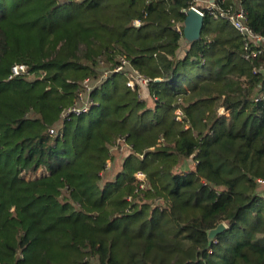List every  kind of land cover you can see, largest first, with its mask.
I'll list each match as a JSON object with an SVG mask.
<instances>
[{
    "label": "trees",
    "instance_id": "obj_1",
    "mask_svg": "<svg viewBox=\"0 0 264 264\" xmlns=\"http://www.w3.org/2000/svg\"><path fill=\"white\" fill-rule=\"evenodd\" d=\"M242 5L264 37V0ZM184 10L0 0V264H264V52L245 59L241 35L208 13L187 42ZM20 64L30 75L12 78ZM135 73L153 107L128 86ZM87 79L93 105L64 121ZM118 140L129 147L115 159Z\"/></svg>",
    "mask_w": 264,
    "mask_h": 264
},
{
    "label": "built area",
    "instance_id": "obj_2",
    "mask_svg": "<svg viewBox=\"0 0 264 264\" xmlns=\"http://www.w3.org/2000/svg\"><path fill=\"white\" fill-rule=\"evenodd\" d=\"M189 4V10L195 9L202 16H205L206 13L213 16L215 19H223L229 22L235 30L241 35L243 39V49H244V58L249 60L253 58L260 57L264 50L260 48L261 45H264V37L255 33L247 24V11L245 7L242 5L243 0H237L235 2V8L233 9L232 6H227V0H186ZM202 7L205 9H202ZM189 10H184L186 15L188 14ZM176 30L184 36V25L178 24L176 26ZM127 64L126 59L122 58V64H120L114 72L122 73L125 69L124 66ZM257 71V70H256ZM264 73V68L259 70ZM22 75H30L29 68L26 65H15L12 68V75L11 77H18ZM110 73H105L103 78H108ZM139 81L144 82L147 84L149 79L139 75L138 73L134 74V77L128 81V86L132 89L136 88V84ZM94 88V83H92L89 79L85 80L82 84L81 91L79 92V100L76 101L72 106L63 110L61 117L64 121H69L75 116H80L81 114L89 111L90 107L93 105V101H89V95ZM51 135L56 134L55 129L50 130ZM124 140H118L111 150L110 155L113 157L114 152L119 151L122 152L123 149L128 148L127 144H122L121 142ZM112 150L114 152H112ZM111 161L108 162V168H110ZM145 177V175H142ZM142 177V178H143ZM140 180L139 177H137ZM145 181V180H140ZM258 191L259 187H264V178L258 179ZM143 187V186H142Z\"/></svg>",
    "mask_w": 264,
    "mask_h": 264
},
{
    "label": "water",
    "instance_id": "obj_3",
    "mask_svg": "<svg viewBox=\"0 0 264 264\" xmlns=\"http://www.w3.org/2000/svg\"><path fill=\"white\" fill-rule=\"evenodd\" d=\"M204 17L195 9H190L184 22V37L187 42L199 40L202 35ZM159 81V80H157ZM227 229L226 223H221L216 229L209 232V240L220 238Z\"/></svg>",
    "mask_w": 264,
    "mask_h": 264
},
{
    "label": "rangeland",
    "instance_id": "obj_4",
    "mask_svg": "<svg viewBox=\"0 0 264 264\" xmlns=\"http://www.w3.org/2000/svg\"><path fill=\"white\" fill-rule=\"evenodd\" d=\"M138 84H140L141 86H142V88H143V94H144V96L145 97H148V98H146L147 99V102H148V106H152L153 107V101H152V99H151V97L149 96V93H148V91H147V89H145V87L144 86H146V84L144 83V82H142V81H139L138 80ZM125 150L126 149H123V151L121 152V154H123L124 155V153H125ZM112 152H114L113 150H112ZM117 154V151L116 152H114V157H115V159H118V158H120V156H121V154L120 155H116ZM117 161V160H116ZM120 163H114V165H110V171H109V173H112V174H114V176L116 175V173L117 172H119V170H120ZM14 170L16 171V172H18V173H22L23 172V174H26L28 177H33V176H38V175H41V170L40 171H38L37 172V174H35V175H33V173H32V171H31V167H29L28 165H26V164H22V165H19V166H15L14 167ZM109 173H108V175H109ZM143 174H138L137 175V177H139L140 178V180H145V177H143L142 176ZM110 176H112V175H110ZM109 177V176H108ZM136 177V178H137ZM143 177V178H142ZM109 179H110V177H109ZM138 179V178H137ZM227 225V224H226ZM223 237V235L221 234L220 235V238H222Z\"/></svg>",
    "mask_w": 264,
    "mask_h": 264
},
{
    "label": "crops",
    "instance_id": "obj_5",
    "mask_svg": "<svg viewBox=\"0 0 264 264\" xmlns=\"http://www.w3.org/2000/svg\"><path fill=\"white\" fill-rule=\"evenodd\" d=\"M258 193H259L260 197H261L262 199H264V187H259V191H258Z\"/></svg>",
    "mask_w": 264,
    "mask_h": 264
},
{
    "label": "bare ground",
    "instance_id": "obj_6",
    "mask_svg": "<svg viewBox=\"0 0 264 264\" xmlns=\"http://www.w3.org/2000/svg\"><path fill=\"white\" fill-rule=\"evenodd\" d=\"M205 18V16H203ZM141 175V174H140Z\"/></svg>",
    "mask_w": 264,
    "mask_h": 264
}]
</instances>
